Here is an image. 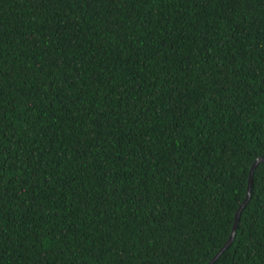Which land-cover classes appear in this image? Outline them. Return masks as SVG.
<instances>
[{"label":"trees","instance_id":"1","mask_svg":"<svg viewBox=\"0 0 264 264\" xmlns=\"http://www.w3.org/2000/svg\"><path fill=\"white\" fill-rule=\"evenodd\" d=\"M259 156L264 0H0V264H209Z\"/></svg>","mask_w":264,"mask_h":264},{"label":"water","instance_id":"2","mask_svg":"<svg viewBox=\"0 0 264 264\" xmlns=\"http://www.w3.org/2000/svg\"><path fill=\"white\" fill-rule=\"evenodd\" d=\"M262 161H264V156H259L253 162V164H252V166L250 168V172H249V180H248V190H247V194H246L245 199L243 200L242 204L240 205L239 209L237 210V212L235 214V221H234V225H233V229H232L231 235H230L229 239L226 241L225 245L222 247V249H220L218 251V253L209 262V264H213L216 261V259L221 255L222 251L233 242L234 237H235V233H236V229L238 227V221H239V216H240L241 210L243 209V207L248 203V201L251 198V194H252V183H253V176H254L255 168Z\"/></svg>","mask_w":264,"mask_h":264}]
</instances>
